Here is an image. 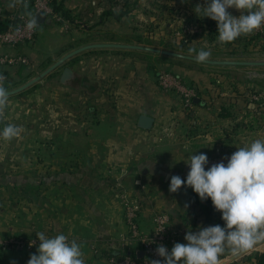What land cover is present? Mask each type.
<instances>
[{
  "label": "crops",
  "instance_id": "obj_1",
  "mask_svg": "<svg viewBox=\"0 0 264 264\" xmlns=\"http://www.w3.org/2000/svg\"><path fill=\"white\" fill-rule=\"evenodd\" d=\"M11 3L12 0H0L2 29L17 10L18 5L10 7ZM83 11L92 16L95 13ZM56 27L55 20L51 25L40 24L33 41L15 49L0 46V54L10 53L27 61L17 64L19 69L14 73L8 72L10 78L36 67L42 57L48 56L51 66L63 58L58 56L57 49L69 38L57 35ZM170 63L150 64L143 57L127 52L93 48L78 54L51 74L59 73L50 86L51 92L59 90L61 97L54 99V93L46 96L49 98H46L45 119L46 125L51 123V128L45 129V137L49 135L53 139L52 125L54 119L60 118L72 126L66 134L65 130L61 134L69 140L76 138L78 144L72 148L78 157L76 162L46 160L45 177H30L28 181L33 187L43 182L44 193L37 194L30 187L25 192L30 193L32 214L42 218L56 217L50 222L55 227L54 235L62 233L76 239L87 263L106 264L111 255L125 252L130 234L125 195L129 201L140 204L138 224L144 234L154 232V218L163 214L171 218L172 229L180 233L181 243H186V232L199 228L193 202L201 200L191 187L182 186L177 193H171V177L178 175L186 180L190 168L184 161L193 154L208 156L207 170L222 159L227 164L224 158L230 157L237 147L254 139H264V125L261 128L259 118L255 121L252 116L254 122L243 126L238 122V115L222 112L224 103L232 106L236 101L243 103L236 98L244 87L235 82V75L216 73L217 70L205 63L192 60L179 58ZM66 67L74 71L76 80L61 81ZM161 72L175 74L189 86L199 89L201 102L194 104L190 114L184 113L185 108L177 95L160 86L158 76ZM144 114L155 119L151 130L138 127L139 118ZM6 166L16 171L0 176V238L26 235L27 231L17 219L21 206L13 205V211H9L11 196L4 190L5 185L11 184L18 189L24 185L26 181L19 174L21 165L12 162ZM38 167L42 165L31 164V168ZM57 170L60 172L54 176ZM199 207L201 209L202 205ZM192 217L194 222L190 220ZM12 252L0 254V264H6L15 253ZM30 254L33 253L24 251V256L14 264H27Z\"/></svg>",
  "mask_w": 264,
  "mask_h": 264
},
{
  "label": "rangeland",
  "instance_id": "obj_2",
  "mask_svg": "<svg viewBox=\"0 0 264 264\" xmlns=\"http://www.w3.org/2000/svg\"><path fill=\"white\" fill-rule=\"evenodd\" d=\"M197 4L204 6L205 0H51V5L57 16L54 18L57 26L56 33L57 35L64 34L69 38L66 43H63V47L57 49L58 56L60 55L59 57L62 58L75 50L97 43L150 47L191 57H194L195 53H190L189 49L210 50L209 62L236 64L205 63V65L210 66L209 68L212 70H217L216 73L235 75V82L244 87L243 92L236 97L243 103L236 101L233 106L224 103L225 107L222 105V108L225 109L222 110H225L229 115L233 113L238 115V122L243 126H250L254 122L253 118L255 121L259 118L258 122L262 128L264 125V25L249 35L239 37L234 42L221 44L217 39V23L207 17H198L194 12ZM60 5L63 6L58 11L56 8ZM82 5L86 7L83 8ZM83 10L95 13L93 16L92 14L87 15ZM113 10L117 13L128 12V14L121 20H117L111 15L104 16L106 12ZM228 11L236 17L241 14L236 9H228ZM64 12H67L68 15L66 16ZM112 49L143 57L150 64H171L170 62L179 59L142 50ZM51 64L52 60L48 56L42 57L36 67L26 69L25 72L16 76L13 74L10 80L3 85L8 92L14 91L41 76L51 67ZM6 69H11V71H6L14 73L17 65L6 67ZM52 73L23 92L9 96L4 115L0 117V130L6 124H15L23 128L20 137L13 138L11 141L0 137V176H9V173L13 174L16 171L12 167L8 168L6 166L8 163L20 162L19 174L24 177L26 182L24 185H20L19 189L11 184L5 185L4 190L11 196L7 209L13 211V205L21 206L20 218L17 219L21 226L27 229L26 235L10 236L23 238L29 243L38 240L37 232L43 231L48 236H54L55 232L54 224H50L52 218L35 216L29 210L31 208L28 200L30 193L25 192V189L30 187L31 191L37 194H43L45 190L43 182L33 187L28 182L29 178L43 179L45 177L44 173L48 170L46 171L43 165L46 160L53 159L59 162L68 159L71 162H76L78 157L75 149L72 148L78 144L76 138L73 137L69 140L68 137L65 135L63 137L61 134L63 130L66 134L68 128L72 129V126L63 123L60 118L54 119L53 139L49 135L45 137V129L51 128V123L46 125V98H49L52 93L50 86L52 79L56 81L59 74L51 75ZM53 93L54 99L61 97L59 90L55 89ZM58 113H60L59 107ZM73 127L75 128L76 125ZM51 146H53V153L50 151ZM32 163H40L42 167L31 168ZM59 172L60 170L54 172V176ZM12 196L14 197L12 198ZM205 204L206 201H199V206L202 205V209L205 208ZM210 204L212 205V203ZM213 214H215L213 218L216 224L207 223L206 220L203 227L214 226L221 221L220 212L214 209ZM194 219L192 217L190 220L194 222ZM38 246L39 243L35 242L32 251H24L36 253ZM18 251H13L15 253L6 260V264H14L24 256L22 255L24 251L20 250L19 254L16 253ZM251 252L240 258L237 263L251 264L253 260L249 261V258L259 252H264V242L255 245ZM223 256L221 260L230 257L231 253L226 251Z\"/></svg>",
  "mask_w": 264,
  "mask_h": 264
},
{
  "label": "clouds",
  "instance_id": "obj_3",
  "mask_svg": "<svg viewBox=\"0 0 264 264\" xmlns=\"http://www.w3.org/2000/svg\"><path fill=\"white\" fill-rule=\"evenodd\" d=\"M22 3L23 0H12L9 6ZM228 9L241 14L236 17ZM194 12L217 23V39L221 44L234 42L264 25V0H205V5L197 4ZM39 26L37 16L29 14L26 28L35 31ZM189 52L195 53L197 63H206L211 57V51L203 48ZM4 79L0 76V117L9 97ZM22 132L21 126L6 124L0 137L11 141ZM224 159L227 164L222 159L206 170L208 156L193 154L184 161L190 168L186 180L173 175L169 185L171 193L184 186L191 187L201 201L210 198L214 209L221 213L224 226H201L196 231H187L184 236L187 243L177 242L171 251L163 244L158 245L156 254L162 259L151 260L150 264H221L220 258L226 251L237 256L264 242V139L245 143ZM36 237L39 246L36 253L30 254L27 264H85L76 239L62 233L48 236L43 231L37 232Z\"/></svg>",
  "mask_w": 264,
  "mask_h": 264
},
{
  "label": "built area",
  "instance_id": "obj_4",
  "mask_svg": "<svg viewBox=\"0 0 264 264\" xmlns=\"http://www.w3.org/2000/svg\"><path fill=\"white\" fill-rule=\"evenodd\" d=\"M30 4V10H24V6ZM45 14L48 17L56 18L51 0H23L19 4L15 13L9 19L7 27L0 32V46L10 49L33 41L36 37L37 29L30 31L26 28V22L29 14L37 16ZM19 63H27L26 59L21 56L10 53L0 54V76L7 81L5 74L6 67L15 66ZM160 86L169 93L177 95L185 109L191 110L194 106V100L199 98V89L189 86L175 74L170 72H161L158 76ZM255 98V97H254ZM118 187L120 185L118 184ZM124 206L126 208V222L129 227V236L126 243L125 252L121 255H111L106 264H150L151 260L162 259L156 254L158 245L163 244L171 251L173 245L180 241V233L172 229L171 218L167 215L159 214L155 216V230L152 234H144L138 224L141 212L140 204L137 201H129L124 196ZM163 229L162 231H160ZM160 231V232H157ZM39 243V240L35 241ZM35 244H31L23 238L16 236H7L0 238V254L8 253L14 250L32 251ZM134 245V248H133ZM131 252V254H128ZM138 252H143V257H138ZM85 264H90L85 262Z\"/></svg>",
  "mask_w": 264,
  "mask_h": 264
},
{
  "label": "water",
  "instance_id": "obj_5",
  "mask_svg": "<svg viewBox=\"0 0 264 264\" xmlns=\"http://www.w3.org/2000/svg\"><path fill=\"white\" fill-rule=\"evenodd\" d=\"M37 20L38 22H40V24H48L51 25L54 22V19L52 17H48L45 14H38L37 15ZM93 48H120V49H135V50H142V51H148V52H153V53H157V54H163V55H167V56H171V57H175V58H181V59H186V60H192V61H196L194 59V57L191 56H187V55H183V54H179V53H174V52H168V51H164V50H159L156 48H150V47H142V46H132V45H121V44H96V45H88L85 47H82L78 50H75L69 54H67L65 57H63L61 60H59L57 63H55L54 65H52L47 71H45L41 76L35 78L34 80L28 82L26 85L14 90V91H9V96H13L16 94H19L21 92H23L24 90L28 89L29 87H31L32 85H34L35 83L41 81L43 78H45L47 75H49L50 73L59 70L60 68L64 67V64H66L67 61H69L70 59H72L73 57L77 56L78 54L93 49ZM206 63L208 64H236V63H231V62H221V63H216V62H209L207 61ZM238 64H245V63H238ZM76 74L74 73L73 70H71L69 67H66L64 69V72L62 74L61 77V81L63 83H66L68 81H74L76 80ZM195 103L199 104L201 102L200 98H196L194 100ZM154 123H155V119L149 115H141L139 118V122H138V127L143 129V130H151L154 127ZM196 216H197V224L199 227L203 226V224L206 222L207 217L206 215L203 214L202 210L200 209L199 206H196ZM253 252V251H252ZM251 251L246 252V253H242L240 255L237 256H233L231 255L230 257H228L227 259L221 260V264H232L234 262H237L240 258L249 255L250 253H252ZM128 254H131V252H129ZM138 257L142 258L143 257V252H138Z\"/></svg>",
  "mask_w": 264,
  "mask_h": 264
},
{
  "label": "trees",
  "instance_id": "obj_6",
  "mask_svg": "<svg viewBox=\"0 0 264 264\" xmlns=\"http://www.w3.org/2000/svg\"><path fill=\"white\" fill-rule=\"evenodd\" d=\"M62 6L63 5H60L59 7H57L56 9L59 11V10H61L62 9ZM29 7H30V4H27V6L25 5L24 6V10H26V11H29L28 9H29ZM64 14L67 16L68 15V13L67 12H64ZM128 14V12H120V13H117V12H115L114 10L112 11V12H106L105 14H104V16H106V15H111V16H113V17H115L117 20H121L124 16H126ZM7 27V26H6ZM5 29V28H4ZM4 29H2L1 27H0V32L1 31H3ZM5 72V74L8 76V79H7V81H9L10 80V77H9V74H8V72L5 70L4 71ZM6 81V82H7ZM194 104H196L195 102H194ZM224 106V105H223ZM225 107V106H224ZM223 107V108H224ZM223 108H221V109H223ZM225 109V108H224ZM192 111V109L191 110H188V109H184V113H186V114H190V112ZM224 110H222V112H223ZM206 201V204H205V208L204 209H202V212H203V214L204 215H206V217H207V223H210V224H216V222H215V220H214V216H215V214H213V210H214V207H213V204L211 205L210 203H212V201H211V199L210 198H208L207 200H205ZM194 204H196V206L198 205L199 206V201L198 200H195L194 202H193ZM223 220L221 219V221H219V222H217V224H219V225H221V226H223L224 225V222H222ZM179 243H181V240L179 241ZM263 248V247H262ZM256 250H259L258 248H256ZM224 256H221V258L220 259H222ZM255 260V262H252L251 264H264V252H259V253H257V254H255V256H253L252 258H249V261H252V260ZM232 264H239V263H237V262H234V263H232Z\"/></svg>",
  "mask_w": 264,
  "mask_h": 264
}]
</instances>
